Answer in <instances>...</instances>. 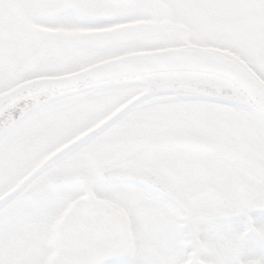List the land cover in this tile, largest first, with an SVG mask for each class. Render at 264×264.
<instances>
[{"label": "snow or ice", "instance_id": "snow-or-ice-1", "mask_svg": "<svg viewBox=\"0 0 264 264\" xmlns=\"http://www.w3.org/2000/svg\"><path fill=\"white\" fill-rule=\"evenodd\" d=\"M0 264H264V0H0Z\"/></svg>", "mask_w": 264, "mask_h": 264}]
</instances>
